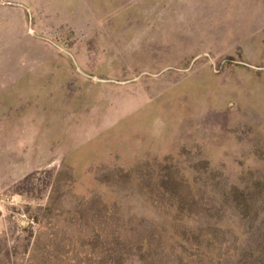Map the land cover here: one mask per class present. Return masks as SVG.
<instances>
[{"label":"rangeland","instance_id":"374dc122","mask_svg":"<svg viewBox=\"0 0 264 264\" xmlns=\"http://www.w3.org/2000/svg\"><path fill=\"white\" fill-rule=\"evenodd\" d=\"M21 2L0 0V264H264V0Z\"/></svg>","mask_w":264,"mask_h":264},{"label":"crops","instance_id":"0c3cea01","mask_svg":"<svg viewBox=\"0 0 264 264\" xmlns=\"http://www.w3.org/2000/svg\"><path fill=\"white\" fill-rule=\"evenodd\" d=\"M23 7L27 14L32 15L44 20L48 16H69L76 15L80 17H90V16H100V15H109L113 12L108 11L111 4V8L117 9L116 0H21ZM111 1V3H107ZM83 25L87 29L88 20L81 19Z\"/></svg>","mask_w":264,"mask_h":264},{"label":"trees","instance_id":"16d2710c","mask_svg":"<svg viewBox=\"0 0 264 264\" xmlns=\"http://www.w3.org/2000/svg\"><path fill=\"white\" fill-rule=\"evenodd\" d=\"M167 182H165V184H166ZM235 193V191H233V194ZM237 201V200H236Z\"/></svg>","mask_w":264,"mask_h":264}]
</instances>
